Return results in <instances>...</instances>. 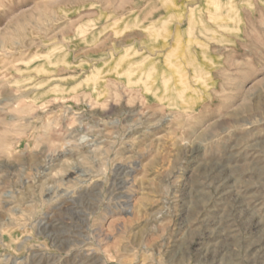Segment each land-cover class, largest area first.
I'll list each match as a JSON object with an SVG mask.
<instances>
[{"label": "rangeland", "instance_id": "obj_1", "mask_svg": "<svg viewBox=\"0 0 264 264\" xmlns=\"http://www.w3.org/2000/svg\"><path fill=\"white\" fill-rule=\"evenodd\" d=\"M227 263L264 264V0H0V264Z\"/></svg>", "mask_w": 264, "mask_h": 264}, {"label": "bare ground", "instance_id": "obj_2", "mask_svg": "<svg viewBox=\"0 0 264 264\" xmlns=\"http://www.w3.org/2000/svg\"><path fill=\"white\" fill-rule=\"evenodd\" d=\"M169 63V62H168ZM171 64V63H170ZM151 65V66H150ZM149 66V69L150 70H154L155 68H156V66H155V64H150ZM175 65V64H174ZM168 67L169 68H175V66H173V65H168ZM181 74V73H180ZM179 77H181V76H179ZM187 80V79H186ZM185 80V81H186ZM159 81H160V79H159ZM178 82H181V80H178ZM183 82V81H182ZM158 84V83H157ZM167 85H168V80L167 79H165V78H163L162 80H161V86L163 87V88H167ZM186 87V86H185ZM156 88V87H155ZM154 89V88H153ZM159 90V89H158ZM157 90V91H158ZM184 90H186V88L184 89ZM183 90V91H184ZM175 91V90H174ZM176 92H177V90H176ZM180 92V91H179ZM181 93H182V91H181ZM178 96V95H177ZM181 96V95H180ZM179 96V97H180ZM169 97V96H168ZM161 99V98H160ZM164 99V98H163ZM180 99H185L183 96H182V98L180 97ZM184 102V101H183ZM226 194V193H225ZM232 238V237H231ZM236 240V239H235ZM260 243V242H259ZM254 244V243H253ZM224 247V246H223ZM250 247H252V246H250ZM218 248V247H217ZM221 248V247H220ZM227 248V247H226ZM229 248V247H228ZM225 249V248H224ZM214 250V249H213ZM203 252V251H202ZM218 252V251H217ZM200 253H201V251H200ZM207 254V253H206ZM208 255V254H207ZM228 255V254H227ZM201 256V255H200ZM216 256V255H215ZM209 257V256H208ZM211 257V256H210ZM219 257V256H218ZM206 259V258H205ZM215 259V258H214ZM200 260V259H199ZM228 260V259H227ZM203 261V260H202ZM207 261V260H206ZM204 263V262H203ZM229 263V262H228ZM227 263V264H228Z\"/></svg>", "mask_w": 264, "mask_h": 264}]
</instances>
